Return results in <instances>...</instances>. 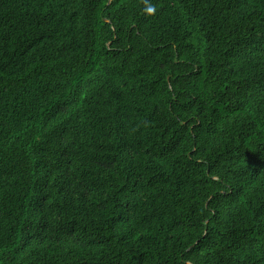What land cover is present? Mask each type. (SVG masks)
Segmentation results:
<instances>
[{
  "label": "trees",
  "instance_id": "obj_1",
  "mask_svg": "<svg viewBox=\"0 0 264 264\" xmlns=\"http://www.w3.org/2000/svg\"><path fill=\"white\" fill-rule=\"evenodd\" d=\"M108 1L0 0V264H264V0Z\"/></svg>",
  "mask_w": 264,
  "mask_h": 264
},
{
  "label": "clouds",
  "instance_id": "obj_2",
  "mask_svg": "<svg viewBox=\"0 0 264 264\" xmlns=\"http://www.w3.org/2000/svg\"><path fill=\"white\" fill-rule=\"evenodd\" d=\"M147 11H148L149 13H151V12L154 11V8L150 7V8L147 9Z\"/></svg>",
  "mask_w": 264,
  "mask_h": 264
},
{
  "label": "water",
  "instance_id": "obj_3",
  "mask_svg": "<svg viewBox=\"0 0 264 264\" xmlns=\"http://www.w3.org/2000/svg\"><path fill=\"white\" fill-rule=\"evenodd\" d=\"M111 2H112V0H109L108 3H107V5H110Z\"/></svg>",
  "mask_w": 264,
  "mask_h": 264
}]
</instances>
